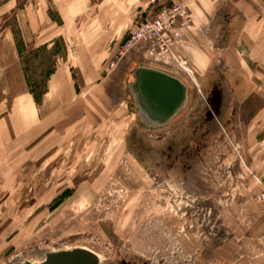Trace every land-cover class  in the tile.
Segmentation results:
<instances>
[{
	"label": "rangeland",
	"instance_id": "1",
	"mask_svg": "<svg viewBox=\"0 0 264 264\" xmlns=\"http://www.w3.org/2000/svg\"><path fill=\"white\" fill-rule=\"evenodd\" d=\"M176 2L193 22L174 56L125 49ZM62 17L102 77L66 133L0 152V264L77 247L102 264H264V0H0V102L43 96L68 54ZM141 64L189 86L164 129L128 92Z\"/></svg>",
	"mask_w": 264,
	"mask_h": 264
},
{
	"label": "crops",
	"instance_id": "2",
	"mask_svg": "<svg viewBox=\"0 0 264 264\" xmlns=\"http://www.w3.org/2000/svg\"><path fill=\"white\" fill-rule=\"evenodd\" d=\"M61 27L68 54L58 58L43 96L38 99L33 92L25 91L14 96L10 105L0 102V152L25 151L41 141L48 144L55 141V132L71 129L77 121L82 105L86 103L85 88L89 82L102 77L103 65L93 59L98 53L91 50L86 39L85 42L78 38L77 42L74 40L70 18L62 17ZM196 33L191 31L190 35L194 37ZM178 47L182 48V45L176 46L175 50ZM187 53L191 60L196 57L192 48ZM88 72L95 76H87L85 73ZM96 73H99L98 77ZM74 116L77 119L74 120Z\"/></svg>",
	"mask_w": 264,
	"mask_h": 264
},
{
	"label": "water",
	"instance_id": "3",
	"mask_svg": "<svg viewBox=\"0 0 264 264\" xmlns=\"http://www.w3.org/2000/svg\"><path fill=\"white\" fill-rule=\"evenodd\" d=\"M134 78V82L129 84L128 92L138 108L141 125L145 130L166 128L185 109L189 99V86L178 72L141 64L135 68ZM159 91L166 93L165 96H157ZM38 260L33 263L32 260L25 259L21 263L101 264L100 256L84 247L47 250Z\"/></svg>",
	"mask_w": 264,
	"mask_h": 264
},
{
	"label": "built area",
	"instance_id": "4",
	"mask_svg": "<svg viewBox=\"0 0 264 264\" xmlns=\"http://www.w3.org/2000/svg\"><path fill=\"white\" fill-rule=\"evenodd\" d=\"M193 18L186 5L176 2L158 12L154 18L133 31L125 49L131 50L137 45L148 43L146 49L151 54H172L173 46L184 36L185 30L192 24ZM120 59V55L118 59ZM118 62V61H117ZM113 61L111 67L117 63Z\"/></svg>",
	"mask_w": 264,
	"mask_h": 264
},
{
	"label": "bare ground",
	"instance_id": "5",
	"mask_svg": "<svg viewBox=\"0 0 264 264\" xmlns=\"http://www.w3.org/2000/svg\"><path fill=\"white\" fill-rule=\"evenodd\" d=\"M165 94H166V93H165ZM165 94H164L163 91H159V92L156 93V95H157V96L160 95V97H164ZM35 262H37V261H35ZM33 263H34V262H33ZM101 264H102V260H101Z\"/></svg>",
	"mask_w": 264,
	"mask_h": 264
}]
</instances>
